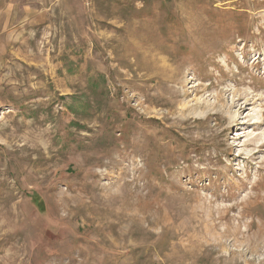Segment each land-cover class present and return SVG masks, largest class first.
<instances>
[{"label": "rangeland", "instance_id": "rangeland-1", "mask_svg": "<svg viewBox=\"0 0 264 264\" xmlns=\"http://www.w3.org/2000/svg\"><path fill=\"white\" fill-rule=\"evenodd\" d=\"M0 264H264V0H0Z\"/></svg>", "mask_w": 264, "mask_h": 264}]
</instances>
